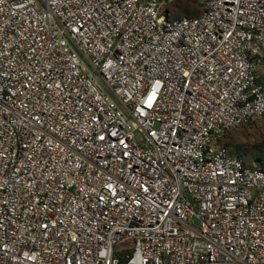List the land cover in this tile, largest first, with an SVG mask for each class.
Here are the masks:
<instances>
[{
    "label": "built area",
    "instance_id": "built-area-1",
    "mask_svg": "<svg viewBox=\"0 0 264 264\" xmlns=\"http://www.w3.org/2000/svg\"><path fill=\"white\" fill-rule=\"evenodd\" d=\"M176 1L0 0V264H264V0Z\"/></svg>",
    "mask_w": 264,
    "mask_h": 264
},
{
    "label": "trees",
    "instance_id": "trees-1",
    "mask_svg": "<svg viewBox=\"0 0 264 264\" xmlns=\"http://www.w3.org/2000/svg\"><path fill=\"white\" fill-rule=\"evenodd\" d=\"M171 11L170 18H183V17H193L201 14L202 5L197 0H177L175 4L169 7ZM259 82L264 83L258 77ZM260 123V122H254ZM251 124V123H249ZM264 124V123H262ZM225 145L229 148L232 154H240L245 158V163L249 167L259 168L264 170V141L256 144H244L236 147L228 145L224 142ZM253 157L259 163L258 166H254L248 162V158ZM129 251L128 245L121 244L117 247V255H124Z\"/></svg>",
    "mask_w": 264,
    "mask_h": 264
},
{
    "label": "rangeland",
    "instance_id": "rangeland-1",
    "mask_svg": "<svg viewBox=\"0 0 264 264\" xmlns=\"http://www.w3.org/2000/svg\"><path fill=\"white\" fill-rule=\"evenodd\" d=\"M257 73H258L259 78L263 81L264 80V58L257 65ZM263 141H264V124L262 123L247 124L241 129L230 132L225 138V142L228 145L233 146V147L244 145V144H247V145L256 144V143H260ZM247 160L250 164L254 166L259 165L256 159L253 157H249Z\"/></svg>",
    "mask_w": 264,
    "mask_h": 264
}]
</instances>
